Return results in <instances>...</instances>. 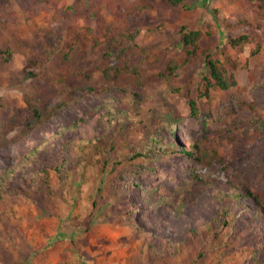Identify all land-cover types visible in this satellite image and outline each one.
Returning <instances> with one entry per match:
<instances>
[{
	"label": "rangeland",
	"instance_id": "374dc122",
	"mask_svg": "<svg viewBox=\"0 0 264 264\" xmlns=\"http://www.w3.org/2000/svg\"><path fill=\"white\" fill-rule=\"evenodd\" d=\"M187 2L192 9L158 7L134 14L123 9L118 19L100 0H0V50L15 51L0 68V264H264L263 256L245 250L255 242L252 215L223 193H232L234 185L264 194V2ZM87 15L98 28L72 61L93 90L82 94L54 79L58 88L47 100L49 119L18 138L14 120L23 122L24 97L34 94L31 82L19 76L27 56L42 50L45 40L58 43L68 26ZM215 17L248 20L246 32L258 27L259 50L252 53L251 44L241 52L232 48L227 35L236 29L218 25ZM98 21L117 29L140 26L134 53L143 78L139 85L132 77L126 83L133 85L135 98L120 97L102 78L110 60ZM182 26L212 28L215 56L224 62L226 54L248 59V67L236 70V86L214 89L211 100L199 99V117L190 115L186 96L188 82L200 80L202 62L170 79L178 92L167 89L160 76L181 54ZM170 106L177 115L174 126L165 109ZM203 119L209 120L217 155L198 161L179 146L146 162L130 158L152 133L159 143L175 132L189 149L202 138ZM32 149L34 161L15 167ZM129 201L137 207L136 222L128 219ZM152 234L173 240V250L152 251L150 246H157Z\"/></svg>",
	"mask_w": 264,
	"mask_h": 264
},
{
	"label": "trees",
	"instance_id": "16d2710c",
	"mask_svg": "<svg viewBox=\"0 0 264 264\" xmlns=\"http://www.w3.org/2000/svg\"><path fill=\"white\" fill-rule=\"evenodd\" d=\"M65 1L67 0H60L62 3H65ZM252 1H257L258 3L264 2V0ZM100 2L105 3L118 19L123 9H126L130 14L144 12L145 10L153 11L158 7L182 6L186 9H192V4H187V0H100ZM215 22L230 30L236 29L237 34L229 33L227 35V43L232 48L239 49L241 52L246 45L251 44L253 45L252 53H256L259 50L260 43L256 41L259 29L258 27H252V32H246L249 30L248 20H237L234 18H223L219 20L215 17ZM94 23L95 21L91 19L90 15H87L84 19L79 16L75 25L66 28V33L60 38L58 43L52 44L49 40H45V46L42 50L27 56L26 66L19 73V76L21 81L29 80L31 82L34 94L24 97L25 107L20 114L24 117L23 122L21 123V119L19 118L18 120H14L13 126H16L14 132H16L18 138L23 139L24 135L28 134L33 128L44 124L49 119L53 111L48 110L47 100L58 88L54 85V79L80 89V93L82 94L93 90L92 86L90 87L87 82L81 81L83 72L75 69L72 57L76 51L81 52L84 43L88 40V34L93 33L98 28L95 27ZM97 24L100 25L99 31L101 33L105 31L102 45L104 47V55L110 60L109 64L101 72L102 78L118 88L120 97L135 98L137 93L133 92V85L127 86L126 83L128 82V78L132 77V80L139 85L141 78H143V70L137 62V55L134 53V49L138 47L136 38L141 31L140 26L138 24L131 27L126 25L117 29L113 23L106 24L99 23L98 21ZM213 37L214 32L212 28L203 31L201 29L182 26L179 44L181 54L177 58L168 61L166 69L160 73L163 83L166 85L165 87L172 92H178L179 88H172L169 85L170 79L176 77L185 66L197 61L202 62L200 80L197 83L188 82L189 91L186 96L187 104L190 107V115L196 117H199L202 113V107L199 102L201 97H207L211 100L216 96L214 89L228 90L236 86L238 83L236 70L238 68L248 67V59L242 55L233 57L232 55L226 54V63L216 57L215 50L218 47L214 46ZM14 55L15 51L9 47L0 50V68H5L12 61ZM112 59H116V61ZM51 71H54L56 74L52 76L49 73ZM40 73H42L43 79L39 77ZM192 87L196 89L193 93L191 92ZM196 92L198 95L195 96L194 93ZM165 109L170 113L169 126H174L176 124L175 117L177 116L175 109L171 106ZM7 125H11V123L7 122ZM173 133L174 135L172 139L170 138V141H168L169 136L167 135V138H164L166 142L159 143L156 140L160 139V136L155 133L150 134L149 139L142 147L139 146V148L135 149L128 148L129 151L132 149L130 158H142L146 162L151 158L155 159L160 153H172L179 146L181 150L198 161L201 160V155L208 158L211 155H217L216 149L210 146L211 129L208 119L202 120V138L196 140L189 149L180 145L182 141H178V136L175 132ZM195 150L198 152H195ZM35 155V151L32 149L26 153L23 160L14 166L32 163ZM142 160H137L136 170L141 168L143 164ZM135 169L132 167L131 172ZM233 188L232 193L229 194L228 191H225L223 192L224 195H232V198L235 197V200L240 201V205L245 210H248L247 212L253 218L251 219L250 226L252 227L251 233L254 234L255 242L247 245L245 250L251 252L252 255L254 254L257 257L261 255L264 258V194L260 191H252L242 186L235 188L233 185ZM157 195H160L157 201L161 202L164 196L160 193ZM245 199H250V204H244L243 200ZM220 200L223 201V198ZM136 208L133 201L128 202L126 213L129 215L128 219L130 221L133 220L136 222L134 220ZM152 236L157 239V246H150V249L156 254L160 255L165 250L170 252L173 250L175 246L173 240L160 238L155 234H152ZM178 243L182 244L181 241H178Z\"/></svg>",
	"mask_w": 264,
	"mask_h": 264
}]
</instances>
